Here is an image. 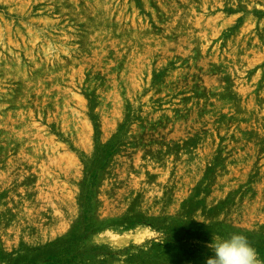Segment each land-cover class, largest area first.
<instances>
[{
  "label": "rangeland",
  "instance_id": "obj_1",
  "mask_svg": "<svg viewBox=\"0 0 264 264\" xmlns=\"http://www.w3.org/2000/svg\"><path fill=\"white\" fill-rule=\"evenodd\" d=\"M264 261V0H0V264Z\"/></svg>",
  "mask_w": 264,
  "mask_h": 264
},
{
  "label": "clouds",
  "instance_id": "obj_2",
  "mask_svg": "<svg viewBox=\"0 0 264 264\" xmlns=\"http://www.w3.org/2000/svg\"><path fill=\"white\" fill-rule=\"evenodd\" d=\"M206 247L213 255L206 258L205 264H264L243 234H231L228 238L212 235Z\"/></svg>",
  "mask_w": 264,
  "mask_h": 264
}]
</instances>
